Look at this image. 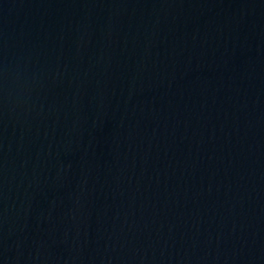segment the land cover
Wrapping results in <instances>:
<instances>
[{
  "label": "water",
  "instance_id": "1",
  "mask_svg": "<svg viewBox=\"0 0 264 264\" xmlns=\"http://www.w3.org/2000/svg\"><path fill=\"white\" fill-rule=\"evenodd\" d=\"M0 264H264V0H0Z\"/></svg>",
  "mask_w": 264,
  "mask_h": 264
}]
</instances>
